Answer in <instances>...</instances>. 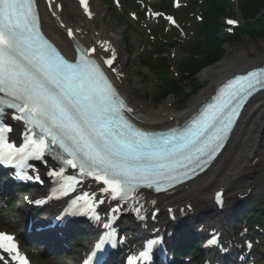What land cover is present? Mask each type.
Masks as SVG:
<instances>
[{
  "label": "snow or ice",
  "instance_id": "1",
  "mask_svg": "<svg viewBox=\"0 0 264 264\" xmlns=\"http://www.w3.org/2000/svg\"><path fill=\"white\" fill-rule=\"evenodd\" d=\"M81 3L87 8V0ZM35 9V0H0V120L6 109H12L14 119L28 126L25 148L14 152L11 146L0 147V160L5 162L15 159L23 166L27 157L39 159L45 152H62L59 159L65 165L93 176L107 186L104 192L111 191L113 199L126 202L141 187H155L160 192L161 185L191 178L223 147L248 97L264 89V70L240 75L186 127L173 128L167 134L145 130L135 122L133 108L120 98L95 58L85 52L69 62L45 39ZM67 35H72L71 30ZM114 59L113 53L106 64L111 67ZM4 131L11 129L0 124V133ZM63 171L49 175L60 176ZM68 179L79 182L74 176ZM215 199L223 204L222 194ZM93 217L100 219L94 209ZM110 235L116 247L115 234ZM108 240L106 236L101 243ZM154 243L147 248L151 250ZM210 243L218 242L212 239ZM0 252L13 254L16 264H27L11 235L0 233ZM141 255L147 257L148 253ZM4 259L0 255V261Z\"/></svg>",
  "mask_w": 264,
  "mask_h": 264
},
{
  "label": "bare ground",
  "instance_id": "2",
  "mask_svg": "<svg viewBox=\"0 0 264 264\" xmlns=\"http://www.w3.org/2000/svg\"><path fill=\"white\" fill-rule=\"evenodd\" d=\"M63 1V0H61ZM95 11L99 16H102L104 10L95 5ZM43 28L45 33L51 38L62 50L65 55H68L72 49L71 45L65 40L63 33L58 30L49 20L44 8L41 9ZM69 6L66 5L62 17L64 22L70 25H75L74 19L70 15ZM75 29L90 34L92 29L87 26H77ZM109 31V33H108ZM90 37L87 36L86 40ZM101 39L111 41L117 50L121 51L119 32L111 30V27L104 26L101 31ZM123 54V51H122ZM242 60V66L234 64L236 61ZM126 59H120L119 64L124 69ZM264 63V44L248 48L243 53H231L222 65V71L216 74L213 80V86L210 89L194 98L189 104V109L177 115L169 113V104H165L161 109L154 114L153 110L137 104L134 93L131 89L129 80H125L120 85L121 92L138 110L136 113L137 121L140 125L150 129H166L174 126L177 123L183 122L190 114L196 111L201 103L214 94L217 86L224 83L230 77L236 74H243L245 71L261 67ZM256 64V65H255ZM258 64V65H257ZM249 67L245 71H241L244 67ZM176 108L175 106H171ZM159 113H162L158 115ZM153 114V115H152ZM142 121V123H140ZM171 121V122H170ZM260 135L261 139L258 137ZM264 93L258 97L256 105H252L248 114L239 122L231 139L228 143L224 154L219 159L218 163H214L212 169L204 177H201L197 185L189 187L188 190L182 191L178 197H174L167 202L172 206L179 203L191 204L194 210H200L202 207H214L213 200L210 195H213L217 190L224 189L226 196L232 197L242 186L258 185L260 177L264 176ZM259 145V148H258ZM215 166V167H214ZM214 167V168H213ZM164 197L158 198L159 206L163 207ZM227 215H225L226 217ZM218 219V218H217ZM216 219V220H217ZM181 222H193L194 219L185 218ZM180 227H183L180 226ZM208 226H205V230ZM184 230V229H183ZM142 234L147 231L140 232Z\"/></svg>",
  "mask_w": 264,
  "mask_h": 264
},
{
  "label": "rangeland",
  "instance_id": "3",
  "mask_svg": "<svg viewBox=\"0 0 264 264\" xmlns=\"http://www.w3.org/2000/svg\"><path fill=\"white\" fill-rule=\"evenodd\" d=\"M115 26L120 30V37H121V45L123 46V48L129 44L128 38L126 37L125 33H124V26H120V24L115 23ZM259 44H264V40H252L249 38H244L242 39L240 42L235 43L233 45H229L226 47V56L223 59L222 62H220L219 64L208 68L206 70H204L200 75H199V79L201 82V85H204V88H211V86L213 85V80L215 79V75L218 73H220L222 71V65L225 62V60L228 58L230 52L231 53H243L244 51H247L248 48H253V46L259 45ZM234 64L242 66L244 64V62L242 60H240L239 62L236 61ZM249 67H244L243 70H246ZM201 94V93H200ZM199 95V93L197 94ZM193 98V97H192ZM192 100H189L187 105H189V103H191ZM179 108V106H178ZM250 110L247 111V113ZM264 138V136H263ZM257 191L256 195H254L251 199V201H259L263 196H261L262 194H264V176L260 178V183L255 186V192ZM258 195V196H257Z\"/></svg>",
  "mask_w": 264,
  "mask_h": 264
},
{
  "label": "trees",
  "instance_id": "4",
  "mask_svg": "<svg viewBox=\"0 0 264 264\" xmlns=\"http://www.w3.org/2000/svg\"><path fill=\"white\" fill-rule=\"evenodd\" d=\"M211 1L213 2V11H211V13H210V16H209V19L207 22L208 23L207 28L212 31L211 36L213 37L215 30H214V27H212V23L215 22L217 15H219L220 13H223V14L225 13L224 7H226V4L222 0H211ZM252 1L254 3L255 9L253 11L252 16H250V17L253 18V17H256L257 14L260 12L259 9L263 8L264 0H252ZM224 55H225L224 49H220L217 57L211 62V64H215V63L221 61L224 58Z\"/></svg>",
  "mask_w": 264,
  "mask_h": 264
}]
</instances>
